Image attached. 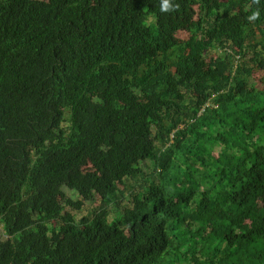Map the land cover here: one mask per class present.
I'll use <instances>...</instances> for the list:
<instances>
[{
  "label": "trees",
  "instance_id": "trees-1",
  "mask_svg": "<svg viewBox=\"0 0 264 264\" xmlns=\"http://www.w3.org/2000/svg\"><path fill=\"white\" fill-rule=\"evenodd\" d=\"M163 3L0 0V264H264V0Z\"/></svg>",
  "mask_w": 264,
  "mask_h": 264
},
{
  "label": "rangeland",
  "instance_id": "rangeland-1",
  "mask_svg": "<svg viewBox=\"0 0 264 264\" xmlns=\"http://www.w3.org/2000/svg\"><path fill=\"white\" fill-rule=\"evenodd\" d=\"M239 21L240 23L242 24H248L249 21L248 20H245L241 17H239ZM34 29H28V30H25L23 33L21 34H18L16 36H10L9 37V44L12 46V48H16V49H20L23 47L24 45V41L23 39L26 38L27 35H31V34H34ZM192 34V31L190 29H180L178 31H176L174 33V36H173V39L176 41V42H181V41H185L187 40ZM218 54V50H213L211 51L208 56H207V60H210L211 58H214L216 55ZM263 74V70L262 71H257L253 74L252 76V82L256 85V86H260V79H261V75ZM148 165V168L145 169V172L151 174V170L154 168V165L151 161H149L147 163ZM83 172L85 173V175L90 178V179H94L98 173V170L93 167L92 164H88L86 166L83 167ZM137 186V184H134L132 181H128L127 182V188L130 190V188H133L134 186ZM64 190L65 192L72 196L74 199H77L78 198V194L77 192H75L74 190H71L67 187H64ZM264 199V197H263ZM99 200V199H98ZM98 200L97 198H94L92 199L91 201L87 202L85 205L86 207H88L92 212L94 209H97L98 207ZM87 210L83 211L82 213H77L78 215L80 214H85ZM203 218H206V216H204Z\"/></svg>",
  "mask_w": 264,
  "mask_h": 264
},
{
  "label": "clouds",
  "instance_id": "clouds-1",
  "mask_svg": "<svg viewBox=\"0 0 264 264\" xmlns=\"http://www.w3.org/2000/svg\"><path fill=\"white\" fill-rule=\"evenodd\" d=\"M169 7L168 0H164V3L162 5V11H167Z\"/></svg>",
  "mask_w": 264,
  "mask_h": 264
}]
</instances>
